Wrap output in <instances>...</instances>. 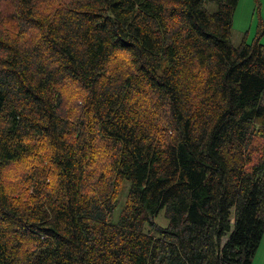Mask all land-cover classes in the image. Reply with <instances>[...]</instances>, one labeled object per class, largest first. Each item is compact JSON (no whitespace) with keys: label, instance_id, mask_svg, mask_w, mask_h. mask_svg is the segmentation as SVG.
I'll list each match as a JSON object with an SVG mask.
<instances>
[{"label":"trees","instance_id":"obj_1","mask_svg":"<svg viewBox=\"0 0 264 264\" xmlns=\"http://www.w3.org/2000/svg\"><path fill=\"white\" fill-rule=\"evenodd\" d=\"M12 1L25 36L0 32V264H250L264 233L258 0L236 45L238 0H59L52 15ZM42 147L50 168L15 199L2 173Z\"/></svg>","mask_w":264,"mask_h":264},{"label":"rangeland","instance_id":"obj_2","mask_svg":"<svg viewBox=\"0 0 264 264\" xmlns=\"http://www.w3.org/2000/svg\"><path fill=\"white\" fill-rule=\"evenodd\" d=\"M58 1L59 0H45L44 2H42L41 6H45L48 9L41 11L47 13L48 15H52ZM254 1L255 0H238V3L236 4L234 11L232 12L233 23L231 22L232 27L230 31V39L232 45H236L241 40L240 38L245 33V31H247V34H245V39L247 41L251 40V37L255 31L256 22V13H254L253 8ZM258 3L259 12L264 14V0H258ZM206 6L209 10H213V4L207 3ZM16 10V4L14 1L4 0L0 2V32L3 36H6L7 39L12 38V40H23L25 36L23 30L18 27L17 22L13 21L14 15H16ZM2 55L3 52L0 50V57H2ZM63 94L66 98L65 107L69 111V114L71 115L70 117L76 119L77 116L79 117V112L81 111L79 109L80 101L78 100L79 87L74 84L68 85ZM45 150V147H42L39 151L38 158L34 157L32 159L30 158L21 160L19 163L17 162L9 166L7 170L5 169L2 173V181L7 190H9V192L14 196L15 199L21 200L24 198V201L31 202V199H29V197L33 190V178L36 176L33 172V169L41 170V167H44L45 169L50 168L48 160H45L46 157L48 159V155ZM30 172L33 173L31 174ZM50 179L54 181L53 176H51ZM120 185H122L119 193L120 199L115 210V216L124 203V200L126 198L127 186H129L126 181H123V183ZM154 220L159 224H162V226H164L167 222L161 214ZM258 243L259 244L254 251L250 264H264V233L260 237Z\"/></svg>","mask_w":264,"mask_h":264},{"label":"crops","instance_id":"obj_3","mask_svg":"<svg viewBox=\"0 0 264 264\" xmlns=\"http://www.w3.org/2000/svg\"><path fill=\"white\" fill-rule=\"evenodd\" d=\"M238 3V2H237ZM235 8V7H234ZM233 11H234V9H233ZM232 11V12H233ZM258 12H259V9H258ZM251 13V12H250ZM260 13V12H259ZM264 14H262V13H260V16H261V18L264 20V16H263ZM232 16H233V14H232ZM233 21H234V19H233ZM232 22V21H231ZM233 23V22H232ZM246 34H247V31H246ZM261 42L264 44V33L262 34V36H261Z\"/></svg>","mask_w":264,"mask_h":264}]
</instances>
